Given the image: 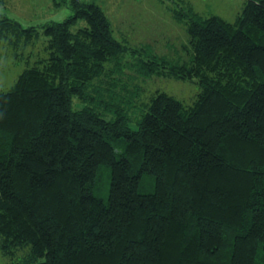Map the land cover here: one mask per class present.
<instances>
[{
  "label": "trees",
  "instance_id": "16d2710c",
  "mask_svg": "<svg viewBox=\"0 0 264 264\" xmlns=\"http://www.w3.org/2000/svg\"><path fill=\"white\" fill-rule=\"evenodd\" d=\"M93 1L53 0L71 16L39 26L0 14V59L44 51L0 91L1 256L264 264V0L232 23L176 4L187 62L116 39ZM154 77L194 82L195 99L142 100Z\"/></svg>",
  "mask_w": 264,
  "mask_h": 264
},
{
  "label": "rangeland",
  "instance_id": "374dc122",
  "mask_svg": "<svg viewBox=\"0 0 264 264\" xmlns=\"http://www.w3.org/2000/svg\"><path fill=\"white\" fill-rule=\"evenodd\" d=\"M183 1V2H180ZM246 0H94L111 22L113 34L122 41L125 38L130 46H148L156 55L167 57L174 62H187L191 57V46L185 27L174 19L173 11L178 6L189 5L202 16L215 15L227 22H234ZM0 14L19 22L23 27L39 26L48 22H62L71 11L64 5H55L53 0H0ZM40 40L28 47V54L21 56V64L11 54L1 55L0 91L8 90L24 67V60H34L44 56ZM141 99L154 91L165 92L174 98L191 103L198 92L194 82L154 77L145 82L138 81ZM0 264L9 260L0 254Z\"/></svg>",
  "mask_w": 264,
  "mask_h": 264
}]
</instances>
